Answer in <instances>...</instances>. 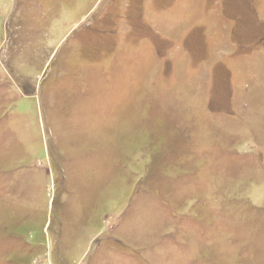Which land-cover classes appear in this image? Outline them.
I'll list each match as a JSON object with an SVG mask.
<instances>
[{
	"label": "rangeland",
	"instance_id": "rangeland-1",
	"mask_svg": "<svg viewBox=\"0 0 264 264\" xmlns=\"http://www.w3.org/2000/svg\"><path fill=\"white\" fill-rule=\"evenodd\" d=\"M0 264H264V0H0Z\"/></svg>",
	"mask_w": 264,
	"mask_h": 264
}]
</instances>
